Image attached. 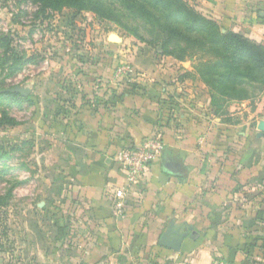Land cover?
<instances>
[{
  "label": "crops",
  "instance_id": "1",
  "mask_svg": "<svg viewBox=\"0 0 264 264\" xmlns=\"http://www.w3.org/2000/svg\"><path fill=\"white\" fill-rule=\"evenodd\" d=\"M188 1L264 44V0ZM137 45L133 83L114 74L115 61L96 58L92 70L74 63L66 100L51 108L66 183L50 184V232H36L34 248L25 239L12 264H102L127 252L155 264H264V91L218 107L192 62ZM157 135L163 154L118 214L127 171L117 155ZM172 223L187 233L179 251L160 244Z\"/></svg>",
  "mask_w": 264,
  "mask_h": 264
},
{
  "label": "rangeland",
  "instance_id": "2",
  "mask_svg": "<svg viewBox=\"0 0 264 264\" xmlns=\"http://www.w3.org/2000/svg\"><path fill=\"white\" fill-rule=\"evenodd\" d=\"M134 3L108 0L104 10H111L113 17L106 18L102 13L107 12L93 5L90 10H79L74 0H0V154H4L0 158V264H12L28 243L34 248L31 239L36 232H50L45 222L54 197L50 184L66 183L59 172L66 162L58 158L65 146L57 139L56 126L52 127L51 108L58 104L56 100H66L64 90H68L74 63L75 68L92 70L90 64L100 58L117 66L130 61V54L141 52L134 49L138 43L160 45L151 43L154 18L143 17ZM6 41L12 50L6 51ZM121 51L123 57L129 55L127 59L120 58ZM198 60L183 61L192 62L194 68ZM262 85L248 82L236 91L256 98L264 91ZM17 86L29 87L31 92L25 96L12 90ZM230 88L213 91L218 107L238 102L225 96ZM42 202L43 207L39 206ZM37 221L43 228L40 223L36 228ZM165 260L164 264L173 262ZM156 262L157 258L137 252L102 260V264Z\"/></svg>",
  "mask_w": 264,
  "mask_h": 264
},
{
  "label": "trees",
  "instance_id": "3",
  "mask_svg": "<svg viewBox=\"0 0 264 264\" xmlns=\"http://www.w3.org/2000/svg\"><path fill=\"white\" fill-rule=\"evenodd\" d=\"M105 1L108 3V0H74L79 10H90L93 5L102 11H106ZM133 6L143 17L154 18L151 43H160L154 44V48L182 61L199 59L194 71L212 92L222 93L225 86H230V92L225 96L242 101L254 94H237L238 85L258 81L264 86L263 43L225 29L188 0H135ZM106 12L102 17H113L111 10ZM5 45L6 51L12 50L10 42L6 41ZM172 45L176 48H171ZM213 95L212 101L216 104ZM28 99L38 104L33 96ZM2 157L4 154H0Z\"/></svg>",
  "mask_w": 264,
  "mask_h": 264
},
{
  "label": "built area",
  "instance_id": "4",
  "mask_svg": "<svg viewBox=\"0 0 264 264\" xmlns=\"http://www.w3.org/2000/svg\"><path fill=\"white\" fill-rule=\"evenodd\" d=\"M115 75L128 83L136 81L137 72L131 61H124L116 66ZM165 149L161 136H150L140 144L127 147L117 155L122 168L127 171V183L118 192L116 211L124 215L127 210L126 195L138 184L144 182L149 166L158 160ZM212 264H229L222 259H215Z\"/></svg>",
  "mask_w": 264,
  "mask_h": 264
},
{
  "label": "water",
  "instance_id": "5",
  "mask_svg": "<svg viewBox=\"0 0 264 264\" xmlns=\"http://www.w3.org/2000/svg\"><path fill=\"white\" fill-rule=\"evenodd\" d=\"M113 38L116 40L119 39L117 35H113ZM12 90L20 92L21 94L25 96L31 92L29 87H21V86L14 87L12 88ZM259 128L262 132H264V121L260 122ZM186 236H187V233L182 232L181 230L177 229L175 225L172 223L169 226L168 230L163 233L161 240H160V244L162 246L168 247L175 251H179L182 247V243L184 239L186 238Z\"/></svg>",
  "mask_w": 264,
  "mask_h": 264
}]
</instances>
